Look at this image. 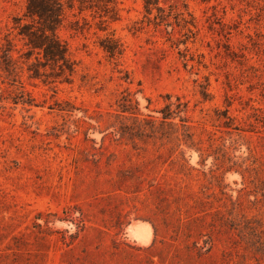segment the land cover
Listing matches in <instances>:
<instances>
[{"label": "rangeland", "instance_id": "1", "mask_svg": "<svg viewBox=\"0 0 264 264\" xmlns=\"http://www.w3.org/2000/svg\"><path fill=\"white\" fill-rule=\"evenodd\" d=\"M92 1L0 0V264H264V0Z\"/></svg>", "mask_w": 264, "mask_h": 264}, {"label": "trees", "instance_id": "2", "mask_svg": "<svg viewBox=\"0 0 264 264\" xmlns=\"http://www.w3.org/2000/svg\"><path fill=\"white\" fill-rule=\"evenodd\" d=\"M159 1L143 0L149 13L153 7H157L161 12L164 11ZM93 3L92 0H81V8L92 7ZM110 3L111 0H104L96 6L108 12ZM64 14V0H27L24 17L30 21L23 24L19 33L27 38V43L31 47L30 55L33 51H38L36 57L39 64L45 68L59 67L61 73L71 74L75 69L74 64L68 55L67 46L57 35ZM101 44L111 57L123 54L122 44L113 37H106Z\"/></svg>", "mask_w": 264, "mask_h": 264}]
</instances>
